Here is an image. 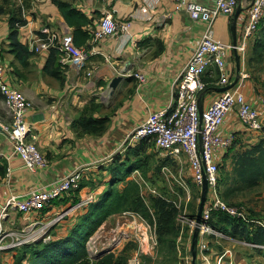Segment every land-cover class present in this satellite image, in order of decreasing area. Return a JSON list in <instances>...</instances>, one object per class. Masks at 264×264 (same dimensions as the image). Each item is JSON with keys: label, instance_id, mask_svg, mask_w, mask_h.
Segmentation results:
<instances>
[{"label": "built area", "instance_id": "obj_1", "mask_svg": "<svg viewBox=\"0 0 264 264\" xmlns=\"http://www.w3.org/2000/svg\"><path fill=\"white\" fill-rule=\"evenodd\" d=\"M237 4L238 0H215L209 7L199 0H173L174 12H185L191 20L205 23L206 29L173 82L170 102L164 108L148 112L123 142L145 139L172 158L184 156L192 167L196 184L202 188L206 183V198L196 244V258L200 256V264H211L205 254L206 236L222 235L210 224L214 212H222L248 224L255 222L248 218L245 209L229 204L219 192L221 158L236 134L234 126L229 127L227 121L236 120L243 128L253 131H261L264 127V99L253 97L245 90L248 79L247 48L264 17V0H251L245 7L244 18L236 22L235 41L225 44L213 38L210 31L220 15L232 17ZM129 28V20L118 21L109 10H104L98 26L92 32L91 43L105 38L124 37ZM43 33L34 51L57 50L60 63L69 67L75 75L85 71L88 59L96 53L76 46L69 31L58 33L45 30ZM234 52L239 58L238 69ZM91 74L93 71H85L86 76ZM133 76L142 78L139 73ZM4 80V65L0 63V92L11 115L9 124L0 123V131L10 143L11 156L19 157L27 170L35 172L46 167L47 159L37 146L35 128L26 119L31 103L21 91ZM224 87V91L211 98L203 95L207 88L213 91ZM84 167L78 166L52 184L33 189L23 197L10 194L6 200H0V253L38 241H50L48 229L60 222L72 206L46 222L44 217L40 219L38 216L54 201L80 189ZM92 199L91 194L80 196L76 206H83ZM12 212L18 214L17 223L12 221L15 218L10 217ZM128 213L136 216L135 213ZM128 264H134V261ZM213 264H221L220 259Z\"/></svg>", "mask_w": 264, "mask_h": 264}, {"label": "crops", "instance_id": "obj_2", "mask_svg": "<svg viewBox=\"0 0 264 264\" xmlns=\"http://www.w3.org/2000/svg\"><path fill=\"white\" fill-rule=\"evenodd\" d=\"M63 1L92 17L94 12H99L100 17L94 18L95 28L104 10H109L118 21L129 20L130 28L124 37L105 38L93 43L91 38L89 45L81 48L96 52L88 59L85 67V71H93V74L86 76L84 71L75 75L67 67L64 83L44 71L49 50L34 52L25 67L14 59L11 52L7 53V58H0V63L7 67L9 63L6 59L13 62L8 67L4 81L21 91L31 103L26 119L38 131L37 146L47 159L46 167L35 172L27 170L19 157L11 156L10 143L0 131V163L6 164V176L0 181L1 201L6 200L10 194L23 197L33 189L48 186L78 166H85L87 178H96L98 167L111 159L147 113L164 108L170 102L173 82L206 29L205 23L191 20L185 12H174L173 0ZM199 1L211 7L215 0ZM250 1L238 0L232 17H217L211 26L212 37L225 44L235 41L236 22L244 18L245 7ZM25 8L24 17L33 19L16 29L19 40L27 44L30 50L34 51L45 30L72 32L51 0H27ZM10 20H0V37L6 39L4 43L8 46V36L4 38L2 33L6 31L9 34ZM54 62L58 64L57 56ZM13 66L14 70L11 69ZM135 73L141 74L142 78H135ZM117 77H121V80L113 89H122L118 92L122 97V105L120 111L110 118L104 132L91 134L73 127L71 115H68V120L53 122V126L45 123L51 116L63 114L65 110L71 113L75 97L86 91V88H94L96 81L106 86ZM75 88L78 89L74 91ZM218 93L219 88L213 91L207 88L203 95L211 98ZM44 94L60 97L61 100H53L48 104ZM66 198V208L78 203L71 204L73 196ZM10 217L14 219L12 214ZM64 235L62 232L59 237ZM16 251L11 250L10 253Z\"/></svg>", "mask_w": 264, "mask_h": 264}, {"label": "rangeland", "instance_id": "obj_3", "mask_svg": "<svg viewBox=\"0 0 264 264\" xmlns=\"http://www.w3.org/2000/svg\"><path fill=\"white\" fill-rule=\"evenodd\" d=\"M26 4L27 0H0V20L7 21L12 18L15 27H20L19 23L23 21H31L33 18H26L23 15ZM28 7L31 8V6ZM32 16L35 18L33 13ZM96 17H100L99 12L93 13V18ZM263 26L264 19L258 32L252 40H249L250 45L246 53L248 79L245 90L253 97L260 96L264 99V47L255 50V42L261 35ZM2 36L7 37L8 32L3 31ZM5 40L0 37V58L4 59L10 52L9 46L4 43ZM250 58L252 62L249 64ZM6 62L9 63L7 64L8 67L13 63L8 59ZM8 67L4 65V76L7 74ZM11 69L14 70V66ZM56 80L60 83L65 81L61 80V77ZM99 84L100 82L96 81L94 88H86V91L75 97L74 102H72L74 110L71 113L65 110L63 114L58 113L56 116H51L45 123L52 125L58 120H68V115L72 116L73 127L76 126V120L82 116H101L110 120L113 115L115 116L120 111L122 97L119 96L118 92L122 89H113L110 84L105 86L103 82L101 88ZM77 89L75 88L74 91ZM44 95L48 104L52 103L53 100H61L60 97ZM69 95H71L70 92ZM10 122L11 115L0 92V123L9 124ZM227 124L234 125L236 134L231 146L221 158L219 192L229 204L245 209L250 215H247L248 218L255 220L254 223L247 226L249 230L254 231L258 224L264 225V181L251 187L235 189L232 168L233 158L237 154L253 147L264 138V127L261 131H253L243 128L236 120L230 119ZM36 135L38 137V131H36ZM140 144L142 145L139 149L141 153L139 159H142V162L139 163V166L134 165L138 158L134 151L138 146V141L123 143L107 163L98 167L96 178H89V181H85L81 185V189L69 193L74 196L71 204L75 205L80 196L84 197L89 194L93 196L91 202H96L110 187L112 182L111 171L122 166L121 175L123 173L124 181H117L116 186L120 189L127 180H134L138 183L143 200L149 207H151L153 198L163 197L178 209L175 223L177 227L173 233L159 237L154 224L151 223L155 220L154 215H152L153 209H151L150 218H143L141 214L131 216L129 211L117 213L109 216L93 231L92 236L89 237L91 239L94 238V234L96 235L92 240L93 242L89 238L86 241L89 256L94 261L112 252L115 256L126 257L125 264L130 261H134V264H191L194 222L203 190L194 181L193 170L186 157L172 158L156 149L151 142L141 141ZM83 173L85 174V171ZM66 199L65 196L54 202L53 206L41 212L38 217L40 219L44 217V222H46L57 213L63 212L64 209H67L66 203H64ZM88 206L89 204L85 203L80 207L75 205V207L69 208L68 214L62 221L48 229L51 234L50 240L58 238L62 232L67 234L74 227L77 219L86 212ZM12 215L16 219L14 223H17L19 221L18 214L12 212ZM218 218H220L218 215L214 216L211 226L212 228L215 227L213 229L222 235H209L205 238L207 243L205 254L210 258L211 264L217 259H220L221 264H264V245L257 246L241 237L230 236L225 231V227L234 224V220L227 217L224 222L220 223ZM21 252V249H18L14 254L7 251L1 252L0 264H14L15 258ZM133 258L136 260H131ZM200 263L199 256V259L196 258V264Z\"/></svg>", "mask_w": 264, "mask_h": 264}, {"label": "trees", "instance_id": "obj_4", "mask_svg": "<svg viewBox=\"0 0 264 264\" xmlns=\"http://www.w3.org/2000/svg\"><path fill=\"white\" fill-rule=\"evenodd\" d=\"M51 1L56 6L63 21L72 28L71 33L75 45L78 47H87L92 32L95 29L94 18L72 6V4L67 1ZM263 19L260 26L263 23ZM25 23L26 22L23 21L19 23V25L21 26ZM9 25L10 31L7 39L10 52L13 54L14 59L18 61L21 66L25 67L28 65L29 58L33 55L34 51L30 50L27 44L19 40L16 29L18 27L13 25L12 20L9 22ZM263 47L264 26L262 27L261 35L255 42V50ZM49 52L50 54L44 71L56 79H60L61 77V80H63L67 66L59 62L60 53L57 50L50 49ZM56 56L58 64L54 62ZM250 62H252L251 58L249 59V64ZM109 121L107 117L82 116L76 120V126L74 127H78L81 131L91 134H99L107 129ZM141 141L146 143L151 142L145 139L138 141V146L134 150L136 157H138L134 163L136 166H139V163L142 162V159H139L141 156L139 151L140 145H142L140 144ZM122 168V166H119L111 171L112 182L108 190L96 200V202L93 201L88 203L89 206L86 212L77 219L74 227L66 235L51 239L46 243L38 241L33 244L22 246L19 248L22 252L15 258L14 264H125L126 257L115 256L112 252L93 261L86 247V241L92 236L91 234L93 231H95V229L109 216L121 212L129 211L135 214H141L143 218H150L151 209H153L154 213H152V215H154L155 220L151 223L154 224L157 235L159 237H164L167 234L173 233L177 227L175 224L178 213L176 206L169 203L163 197L153 198L151 207L147 206L140 193L139 185L134 180H127L124 186L119 189L115 183L119 180L124 181L123 173L121 175ZM232 169L235 179V189H242L248 186L251 187L264 181V138L253 147L237 154L235 158H233ZM219 172L221 175V162L219 165ZM5 174L6 164L0 163V181L5 178ZM84 175L83 173L81 185L85 181L90 180ZM78 190L79 189L76 191ZM216 215L220 217L218 218L220 223L224 222L227 217L232 218L222 212H214L210 219V224ZM232 219L234 220V224L225 227V231L228 232L230 236L241 237L247 242L257 246L264 245V225L258 224L257 229L251 231L247 228L250 224L235 218Z\"/></svg>", "mask_w": 264, "mask_h": 264}, {"label": "water", "instance_id": "obj_5", "mask_svg": "<svg viewBox=\"0 0 264 264\" xmlns=\"http://www.w3.org/2000/svg\"><path fill=\"white\" fill-rule=\"evenodd\" d=\"M233 35H235V30L233 31ZM234 56H235V61H236V67L238 69V65H239V58L237 56V54L234 52ZM121 80V77H117L115 79H113L110 82V86L112 88H115L117 83ZM226 89V87L224 88H219V91H224ZM202 195L199 201V205H198V211L196 214V219H195V228H194V233L192 236V243H191V252H192V264H196V257H197V253H196V244H197V238H198V233H199V224L201 222V215H202V210H203V205H204V201L206 198V183H203L202 186Z\"/></svg>", "mask_w": 264, "mask_h": 264}, {"label": "bare ground", "instance_id": "obj_6", "mask_svg": "<svg viewBox=\"0 0 264 264\" xmlns=\"http://www.w3.org/2000/svg\"><path fill=\"white\" fill-rule=\"evenodd\" d=\"M95 236H96V235L94 234V238H95ZM94 238H91V239L89 238V239L92 241ZM92 242H93V241H92Z\"/></svg>", "mask_w": 264, "mask_h": 264}]
</instances>
